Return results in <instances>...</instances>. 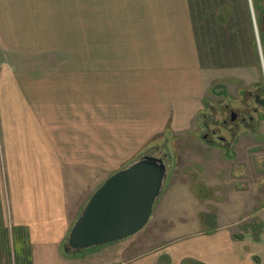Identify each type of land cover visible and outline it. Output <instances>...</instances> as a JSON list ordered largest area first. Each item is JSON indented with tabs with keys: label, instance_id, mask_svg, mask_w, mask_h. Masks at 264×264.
<instances>
[{
	"label": "crops",
	"instance_id": "1",
	"mask_svg": "<svg viewBox=\"0 0 264 264\" xmlns=\"http://www.w3.org/2000/svg\"><path fill=\"white\" fill-rule=\"evenodd\" d=\"M222 1L229 3V15L215 25L216 20L207 15L219 13L215 11L218 6L200 2L201 18H208L202 21L205 24L200 31V46L203 40L208 43L203 51L194 28V7L186 0L194 48L192 53L186 50L185 64L181 65L184 69L178 70V65L176 70L166 72V80L165 73L145 74L144 69L130 72L127 64L123 69L111 67L104 74L95 68L93 76H85L71 62L34 69L0 59V214L7 229L6 245L14 256L12 230L22 232L19 236L25 241L20 250L21 263L29 255L30 264H264V249L259 248L262 255L257 249L264 240V203L259 209L254 186L233 187L223 201L217 202L211 196L217 185H190V181L174 179L176 169L181 168L172 144L176 134L192 130L191 121L201 112L208 121L212 119L204 110L209 100L200 94L204 76L213 68L241 69L257 62L252 39L249 45L244 35L240 37L244 22L239 20V0ZM257 2L264 7V0ZM17 6L18 0H0V43L6 49L26 52L22 45L28 38L23 30L20 32L23 25L19 29L16 24L14 29L12 24V9ZM221 34L233 40L234 46L224 52L222 60L218 52H209V61V41ZM117 80H122L127 91L114 89ZM134 81L136 88L129 90ZM155 81L165 86L156 94L153 89L150 96L149 85ZM100 84H105L103 91ZM81 86L95 90L81 96ZM206 89L209 91V86ZM257 118L241 124L227 151L218 142H207L212 150H219L218 172L233 174L237 137L241 129L257 136ZM194 132L198 137L200 130ZM162 143H166L173 160L147 223L127 237L66 251L70 229L97 187L147 147ZM196 163L195 168L202 164ZM202 187L208 190L203 197ZM172 194L174 199H170ZM166 201L187 207L191 215L176 218L170 212L175 209L168 210ZM235 201L240 211L231 216L229 210ZM206 204L217 208L214 218H202V213L212 212ZM246 217L254 222L243 224ZM189 219L193 223L186 228ZM162 240L167 242L161 245Z\"/></svg>",
	"mask_w": 264,
	"mask_h": 264
},
{
	"label": "rangeland",
	"instance_id": "2",
	"mask_svg": "<svg viewBox=\"0 0 264 264\" xmlns=\"http://www.w3.org/2000/svg\"><path fill=\"white\" fill-rule=\"evenodd\" d=\"M251 2L252 5L249 4V0H239L238 2L239 20L244 22V33L240 30V37L244 35L249 40V45L250 40L255 39L257 62L251 66H241V69L233 67L210 69L204 76L200 94L205 95L206 100H209L208 108L204 103V110L207 109L211 113L212 119L208 121L203 117L204 112H201L197 120L194 117L191 121L190 129L192 130L190 131L192 133L189 131L185 134H176L172 144L177 150V164L181 166L176 169L174 175V179H177L178 182L190 181L188 183L190 185L198 182L206 186L207 183L217 185L216 192L213 193L211 190L212 199L217 202L223 201L233 187L246 189L254 186L256 202L260 209L264 203V199H260L261 195H264V118H257L255 112L252 111L251 107L255 105L253 97L247 94L245 100L247 101L246 105L250 106L249 110L252 112L253 118H257V126L254 125V129L256 128L255 132L259 134L256 136L254 132L241 129V135L237 137L238 140L235 144L236 158L231 163L233 174L229 175L227 171L222 174L218 172L219 150L216 148L212 150L208 146V141H204L202 137L203 126L206 122H210L211 126H217L218 123L217 104L224 99L215 92L218 91L219 85L223 84L226 88V100L240 108H242V103L239 102V97L244 91L249 93L264 89V27L260 22V17L264 15V12L260 13L256 9L254 10L253 0ZM256 4L259 5L258 2ZM212 6L214 8L216 5ZM193 7L194 15H196L194 28L197 33V42L200 49L203 47L204 51V40L200 46L202 21L206 19L207 22L208 18H212L216 20L213 24L215 25L218 20L224 19V15H229L230 10L226 6H222L221 10L217 7L215 11L219 13L207 15L208 18L205 16L202 20L200 0L193 4ZM196 9L198 10L197 14ZM12 12L13 28L16 29L17 24L19 29L22 25L25 29L21 28L20 32L23 30L28 38L25 45H22L26 52L6 49L0 43V59L1 62L25 66V68H43L46 65L59 64V62H71L81 68L82 75L93 76L95 68L102 70L101 72L104 74L111 67L123 69L127 64L130 72L131 70L144 69L145 74L161 73L163 75L165 73L166 80L169 76L166 72L171 69L176 70L178 65V70L184 69V66L181 67V65L185 64L186 50L192 53L194 48V41L190 40L192 29L186 0H18V6L12 9ZM236 31L239 32L237 27ZM227 35L229 36L230 33ZM226 39L223 34L211 37L208 50L209 61H211L209 52L214 54L218 52L220 59H223L222 49L224 48H220L219 45L222 42L225 43ZM251 47L253 51L252 44ZM133 74L136 75L137 72ZM82 77L84 78V76ZM121 83L122 80L114 81V89L117 92L127 91V88H124ZM135 83V81L130 82L129 90L133 87L136 88ZM250 83L253 85L249 86ZM104 86L105 84H100L101 91ZM164 86L161 81L159 83L151 82L149 85V88H152L149 91L150 96L153 89L156 94L161 92ZM208 86L209 91L206 89ZM94 90L95 87L86 90L81 86L80 94L87 97ZM147 94L148 91H146ZM101 111L103 113L104 110L98 109V113ZM193 129L200 130L198 137ZM212 137L216 144L217 138ZM142 153H139L138 157ZM198 161L202 164L195 168L194 164H198L196 163ZM170 199H174L173 194ZM167 202L165 205L168 210L175 209L170 212H173L176 218L190 214L187 207ZM205 206L212 208L214 212L217 209L212 204ZM237 211H240V205L235 201L229 214L233 216ZM188 221L190 222L187 223L186 228L193 223L191 219ZM247 222H254V220L251 217H246L242 221L243 224ZM163 242L167 241L162 240L160 244H165ZM259 248L264 249V240L259 242L257 248L262 255ZM0 252V264H15L13 251L6 244L3 249L0 248Z\"/></svg>",
	"mask_w": 264,
	"mask_h": 264
},
{
	"label": "water",
	"instance_id": "3",
	"mask_svg": "<svg viewBox=\"0 0 264 264\" xmlns=\"http://www.w3.org/2000/svg\"><path fill=\"white\" fill-rule=\"evenodd\" d=\"M168 172L162 158L143 155L111 173L73 223L64 249H85L137 232L150 218Z\"/></svg>",
	"mask_w": 264,
	"mask_h": 264
},
{
	"label": "flooded vegetation",
	"instance_id": "4",
	"mask_svg": "<svg viewBox=\"0 0 264 264\" xmlns=\"http://www.w3.org/2000/svg\"><path fill=\"white\" fill-rule=\"evenodd\" d=\"M198 0H189L190 4L193 5ZM200 2L204 6L216 5L215 7L220 6H230L229 3H224L222 0H200ZM260 6V5H259ZM260 22L262 27H264V15H261ZM262 32V31H261ZM226 89V88H225ZM253 97L255 101V105L252 108V111L255 112L257 117H264V89H258V91H250L249 93L243 92L241 97H239V102L241 101V107L237 105L231 104L228 100H226V90L225 93L220 96L223 97V101L217 104L219 118L217 120V126H211L210 122H206L203 126L202 137L206 141L213 142L214 139L212 136L217 138V142L220 146L225 149H231L236 138V133L241 126V124H249L253 119L252 112L249 110L250 106L246 105L245 96ZM143 155H152L156 157H160L166 164L167 172H170V162L173 160V156L170 151L167 149L166 143L156 144L148 149H146L141 156Z\"/></svg>",
	"mask_w": 264,
	"mask_h": 264
},
{
	"label": "trees",
	"instance_id": "5",
	"mask_svg": "<svg viewBox=\"0 0 264 264\" xmlns=\"http://www.w3.org/2000/svg\"><path fill=\"white\" fill-rule=\"evenodd\" d=\"M257 1H259V0H253L254 10L256 9V11H258L260 13L264 12V7H261L259 5L257 6V4H256ZM227 8L230 9L229 7H227ZM223 17L225 18L226 16L224 15ZM254 41L255 40L252 39L251 43L254 44ZM204 42H205V45H208V43H206V41H204ZM219 46H220V48H222V47L224 48V49H222V54L224 55V52H226L228 50H231L233 48L234 41L231 40V39H226L225 43L222 42ZM218 88H219V90H218V92L215 91L216 93H219V94H222V93L224 94L225 93L224 85L221 84V85L218 86ZM207 191L208 190H205L202 187L200 189V195L202 197L206 196ZM0 212H1V206H0ZM209 217H211V218L213 217L214 218V212L213 211L211 213H202V218H204V219L206 218L207 219ZM12 232H13V238H14V243H13L14 246L13 247H14V252H15V257H16V264H30L29 255H26L23 258V260H24V262L22 260L23 263H21V259L19 258L20 254H21V251H20L21 250V246H23L24 241H25L24 239L21 238V236H19V235H21L22 232L21 231L19 232L18 229H15V228L12 230ZM6 234H7V229L4 226L3 218H2V216L0 214V248H4V246H5L6 242H7L6 241Z\"/></svg>",
	"mask_w": 264,
	"mask_h": 264
}]
</instances>
